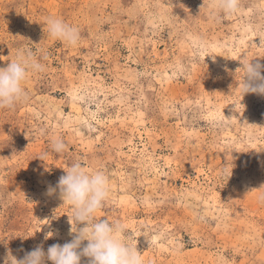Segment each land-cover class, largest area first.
I'll list each match as a JSON object with an SVG mask.
<instances>
[{"label": "rangeland", "instance_id": "obj_1", "mask_svg": "<svg viewBox=\"0 0 264 264\" xmlns=\"http://www.w3.org/2000/svg\"><path fill=\"white\" fill-rule=\"evenodd\" d=\"M211 3L0 0V67L19 50L44 66L0 109V264L72 239L71 205L46 191L76 161L107 176L96 218L122 223L142 264H264V96L241 68L264 64V0Z\"/></svg>", "mask_w": 264, "mask_h": 264}, {"label": "clouds", "instance_id": "obj_2", "mask_svg": "<svg viewBox=\"0 0 264 264\" xmlns=\"http://www.w3.org/2000/svg\"><path fill=\"white\" fill-rule=\"evenodd\" d=\"M212 8L230 16L239 11L240 0H212ZM49 37L68 45H76L80 39L76 27L59 18H49L44 31ZM264 46V40H261ZM215 59V58H213ZM245 72L243 91L264 96V64L252 63L247 58L241 60ZM44 66L31 51L19 50L16 59L6 67H0V109H13L17 104L28 99L25 82L32 72L43 71ZM51 149L62 154L67 150L63 139L50 137ZM47 153L40 159L44 160ZM57 184L49 186L46 195H57L71 205L77 227L70 228L72 239L63 245H50L47 251L37 246L24 257L18 259L9 249L4 257V264H81L82 257H87L88 264H142L137 247L131 237L124 238V225L109 219H97L96 213L109 198V180L103 171H90L81 162L72 163ZM71 223V222H70ZM72 224V223H71ZM82 225V226H80ZM49 234L45 235L48 239ZM87 241L85 245L84 242ZM150 242V241H149Z\"/></svg>", "mask_w": 264, "mask_h": 264}]
</instances>
